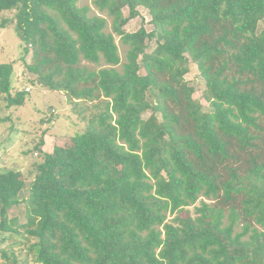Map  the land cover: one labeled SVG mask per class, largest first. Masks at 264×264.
I'll list each match as a JSON object with an SVG mask.
<instances>
[{
  "label": "trees",
  "instance_id": "obj_1",
  "mask_svg": "<svg viewBox=\"0 0 264 264\" xmlns=\"http://www.w3.org/2000/svg\"><path fill=\"white\" fill-rule=\"evenodd\" d=\"M78 1L0 0L32 82L85 122L34 145L21 223L7 208L26 177L0 170V241L23 255L0 248V264H264V0H93L105 16ZM138 6L152 29L128 32ZM12 71L0 63V107L24 102Z\"/></svg>",
  "mask_w": 264,
  "mask_h": 264
},
{
  "label": "rangeland",
  "instance_id": "obj_2",
  "mask_svg": "<svg viewBox=\"0 0 264 264\" xmlns=\"http://www.w3.org/2000/svg\"><path fill=\"white\" fill-rule=\"evenodd\" d=\"M93 0H79V6L90 7V14H100L92 4ZM138 15L128 20L124 29L128 32L135 31L139 26L146 30L152 29L150 15L143 6H138ZM123 13L127 14V8H123ZM14 11H4L2 17L6 19L13 18ZM13 20V19H12ZM109 22V20H107ZM263 23L261 22L259 28ZM109 24L107 25V29ZM119 55L124 56L126 47L116 38ZM155 46L153 40L148 43L147 51ZM22 54V44L14 33L13 24L0 27V63H11L13 67L11 81L15 90H24L25 99L19 106L6 108L1 101L0 107V170L16 169L24 173L27 186L19 193V202L7 208V217L16 218L21 223L25 220L27 211L28 184L32 179V174L28 173L31 161L37 159L34 145L42 139V150L50 152L58 137L72 135L74 132L83 128L85 122L80 120L73 112L72 105L66 94L59 91H49L33 83L35 76L29 73L20 59ZM28 54L25 61H29ZM139 60V59H138ZM84 64L97 68L98 65L83 61ZM143 72V69H140ZM189 85L193 87L192 97L198 101L204 110H210L208 102L203 98L204 80L200 75L196 65L189 62V72L185 75ZM28 87V91L26 90ZM150 102H154V92H147ZM151 110L143 112L142 116L146 118ZM190 206V211H193ZM0 238L2 234L0 232ZM18 241L16 238L14 239ZM14 240L0 241V248H8L14 251L18 257L20 246L9 247Z\"/></svg>",
  "mask_w": 264,
  "mask_h": 264
},
{
  "label": "built area",
  "instance_id": "obj_3",
  "mask_svg": "<svg viewBox=\"0 0 264 264\" xmlns=\"http://www.w3.org/2000/svg\"><path fill=\"white\" fill-rule=\"evenodd\" d=\"M26 90H27V91L29 90L28 87H26Z\"/></svg>",
  "mask_w": 264,
  "mask_h": 264
}]
</instances>
